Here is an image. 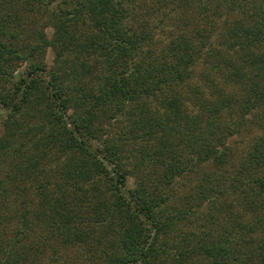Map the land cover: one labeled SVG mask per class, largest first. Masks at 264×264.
Segmentation results:
<instances>
[{"label": "trees", "instance_id": "obj_1", "mask_svg": "<svg viewBox=\"0 0 264 264\" xmlns=\"http://www.w3.org/2000/svg\"><path fill=\"white\" fill-rule=\"evenodd\" d=\"M9 1L0 264H264V0Z\"/></svg>", "mask_w": 264, "mask_h": 264}, {"label": "rangeland", "instance_id": "obj_2", "mask_svg": "<svg viewBox=\"0 0 264 264\" xmlns=\"http://www.w3.org/2000/svg\"><path fill=\"white\" fill-rule=\"evenodd\" d=\"M0 2L1 3H3V0H0ZM10 1L8 0V3H9ZM8 3H7V5H8ZM7 5L4 7V8H6L7 7ZM30 18H32V14H30V16H28L27 18H25V20L26 21H28L29 23H30ZM51 27H47L46 28V31L48 32V33H50L51 32ZM45 55H46V60L47 61H51L52 60V56H53V52H52V50H51V48L50 47H48L47 49H46V51H45ZM4 113H5V110L0 106V136L3 134V132H4V122H3V120H4ZM2 169H4L2 172H0L1 173V176L2 177H6L7 179H9V177H7L5 174H6V170H7V168H2ZM128 182H129V185L130 186H134L135 185V183H134V177H131V176H129L128 177Z\"/></svg>", "mask_w": 264, "mask_h": 264}]
</instances>
